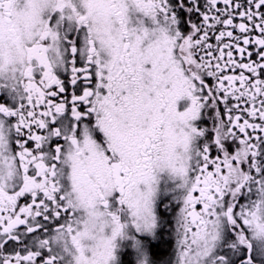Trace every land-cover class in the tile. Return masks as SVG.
Instances as JSON below:
<instances>
[{
  "label": "snow or ice",
  "instance_id": "snow-or-ice-1",
  "mask_svg": "<svg viewBox=\"0 0 264 264\" xmlns=\"http://www.w3.org/2000/svg\"><path fill=\"white\" fill-rule=\"evenodd\" d=\"M0 264H264V0H0Z\"/></svg>",
  "mask_w": 264,
  "mask_h": 264
}]
</instances>
